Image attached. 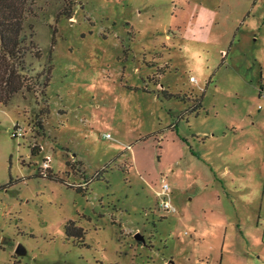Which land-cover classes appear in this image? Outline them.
I'll return each instance as SVG.
<instances>
[{
	"label": "rangeland",
	"instance_id": "374dc122",
	"mask_svg": "<svg viewBox=\"0 0 264 264\" xmlns=\"http://www.w3.org/2000/svg\"><path fill=\"white\" fill-rule=\"evenodd\" d=\"M30 1L33 91L0 105V264H264V0Z\"/></svg>",
	"mask_w": 264,
	"mask_h": 264
},
{
	"label": "trees",
	"instance_id": "16d2710c",
	"mask_svg": "<svg viewBox=\"0 0 264 264\" xmlns=\"http://www.w3.org/2000/svg\"><path fill=\"white\" fill-rule=\"evenodd\" d=\"M32 5L30 0H0V105L2 106H7L18 93L33 91L31 84L23 78L24 75L34 74L27 57L35 47L34 27L30 23V18L35 17V12L31 9ZM62 16L71 18L67 12ZM31 57L41 60L39 53L32 54ZM44 69V73L33 75V84L36 86L35 93H39L46 100V89L52 72L51 53ZM31 153L38 154L34 150ZM65 232L82 242L83 231L76 227L74 222L66 224Z\"/></svg>",
	"mask_w": 264,
	"mask_h": 264
},
{
	"label": "built area",
	"instance_id": "2783aa9c",
	"mask_svg": "<svg viewBox=\"0 0 264 264\" xmlns=\"http://www.w3.org/2000/svg\"><path fill=\"white\" fill-rule=\"evenodd\" d=\"M49 164H50V158L46 157L40 168L41 176H46V172L50 168ZM167 191H169V187L166 184H164L162 192L159 194V197L162 199V201H160L159 203V207L163 209V211H169L171 208L169 201L165 197L167 194Z\"/></svg>",
	"mask_w": 264,
	"mask_h": 264
},
{
	"label": "water",
	"instance_id": "95a60500",
	"mask_svg": "<svg viewBox=\"0 0 264 264\" xmlns=\"http://www.w3.org/2000/svg\"><path fill=\"white\" fill-rule=\"evenodd\" d=\"M135 239H136V241L143 242V238L141 236H139V235H135ZM15 253L18 256H23V255H25V250L21 246H19L16 249Z\"/></svg>",
	"mask_w": 264,
	"mask_h": 264
}]
</instances>
